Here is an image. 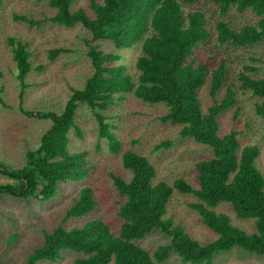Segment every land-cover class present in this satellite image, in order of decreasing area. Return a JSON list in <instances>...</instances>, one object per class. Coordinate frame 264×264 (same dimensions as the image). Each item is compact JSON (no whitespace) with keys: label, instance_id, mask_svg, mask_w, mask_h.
<instances>
[{"label":"trees","instance_id":"16d2710c","mask_svg":"<svg viewBox=\"0 0 264 264\" xmlns=\"http://www.w3.org/2000/svg\"><path fill=\"white\" fill-rule=\"evenodd\" d=\"M46 1L55 8L50 16L52 22L65 26L80 23L91 34V40L97 41L96 44L87 41L93 72L82 86L72 88L60 111L20 106L26 118L47 120L49 124L36 144L24 147L23 166L13 168L0 160V173L14 179L0 185V193L47 202L56 196L60 182L79 181L88 174V151L69 148V131L73 128L81 135L75 121L79 105L90 109L97 124V136L106 141L111 153L120 154L122 167L129 176L111 173L122 199L116 202V215L120 219L118 232L101 218H90L81 226L71 228L59 223L43 232L42 244L33 248L22 264L53 261L61 249L83 254L75 257L72 264H162L170 252H176L182 261L203 264L233 247L264 255V170L256 164L259 148L256 144H241L237 136L238 121L220 132L222 114L234 109L232 118L236 120L240 116L238 90L252 97L254 114L264 117V77L253 76L250 73L253 67L245 64L237 75L236 87L228 79L227 61L221 53H212L206 61L199 62L190 56L211 34L204 11L185 9V5L199 0H89L90 13L82 7L73 10L72 0ZM208 1L222 15L235 7L238 11L250 9L258 16L255 23L239 27L218 19L214 24L218 45L247 46L264 40V0ZM15 18L35 22L24 15H15ZM8 42L22 97L26 78L33 71L32 52L25 42L14 37L9 36ZM103 43L108 46H102ZM125 49L135 52V79L123 62ZM58 51L51 49L49 56L54 58ZM205 84L210 97L207 104L199 96ZM126 92H132L144 102L164 103L167 111L161 116L162 121L180 124L181 135L191 136L211 148V157L195 163L198 186L181 177L172 182L156 180V168L147 156L132 149L122 150L104 111ZM0 103L5 104L1 96ZM242 125L248 127V122L243 121ZM18 127L25 135L24 125L19 123ZM175 191L195 196L196 201L190 205L201 221L217 234L214 240L200 243L181 225L165 217ZM95 203L91 187H80L61 222L90 213ZM225 203L236 217L253 219L254 231L237 227L227 213L215 210ZM154 229L171 238L150 253L136 240ZM12 240L14 237L8 241Z\"/></svg>","mask_w":264,"mask_h":264},{"label":"rangeland","instance_id":"374dc122","mask_svg":"<svg viewBox=\"0 0 264 264\" xmlns=\"http://www.w3.org/2000/svg\"><path fill=\"white\" fill-rule=\"evenodd\" d=\"M79 7L91 12L89 0H72L71 8L75 10ZM188 8L204 11L211 32L204 45L200 44L193 49L191 57L199 62L206 61L212 53H221L227 61L228 79L236 87L237 75L245 64L253 67L250 71L253 76L264 77V40L253 45L225 48L218 45L215 39L214 24L218 19H225L231 26L239 27L256 22L258 16L253 11H238L231 7L222 15L217 6L208 0L185 5V9ZM54 12L55 8L46 0H0V96L5 101V104L0 103V160L13 168L24 165V147L36 144L49 124L47 120L26 118L20 106L60 111L72 88L82 86L85 78L93 72L87 49L88 42L96 44L97 41L91 40V34L80 23L65 26L52 22L50 16ZM15 15H24L35 22L16 19ZM9 36L25 42L32 52L30 59L33 71L26 78L27 86L22 97L19 96L20 88L15 77V61L8 42ZM102 46L108 45L103 43ZM51 49L59 50L54 58L49 56ZM123 52L127 72L133 74L132 78L135 79V52L132 49ZM236 95L241 106L240 116L234 120V109L227 110L221 116L220 132L227 131L228 127L238 121L239 141L241 144L258 146L260 152L256 164L264 170V117L254 114L251 96L240 90ZM199 96L203 104L210 101L207 84L201 88ZM166 111L164 103L144 102L132 92H126L121 98H116L104 113L106 121L112 124L111 131L121 142L122 150L132 149L147 156L156 168V180L172 182L181 177L198 186L195 163L211 157L212 150L191 136L181 135L180 124L162 121L161 116ZM75 121L81 135L73 128L69 131V148L88 151V174L79 181L60 182L56 196L47 202L0 193V264H22L32 249L42 244L43 232L50 231L59 223H63L65 228H71L81 226L87 219L101 218L118 232L120 219L116 215V202L122 199L113 185L111 173L128 178L129 172L122 167L120 154L111 153L106 141L97 136V124L87 106L79 105ZM243 121L248 122V127L242 125ZM19 123L24 125L25 135L19 132ZM13 181L10 176L0 173V185ZM82 186L91 187L96 200L95 208L88 214L61 222L71 198ZM193 201H196L193 194L175 191L167 204L165 217H170L173 224L181 225L200 243L214 240L217 234L201 221L197 211L190 205ZM215 210L227 213L232 224L237 227L247 232L254 231L253 219L236 217L228 204H220ZM10 237H14V240L9 242ZM170 238V235L154 229L136 242L152 253L158 245L168 243ZM80 255L83 254L61 249L55 260H41L39 264H72L73 259ZM162 264L194 263L182 261L176 252H170ZM203 264H264V255L233 247L217 253L210 263Z\"/></svg>","mask_w":264,"mask_h":264}]
</instances>
